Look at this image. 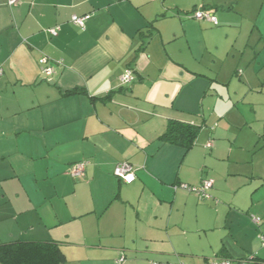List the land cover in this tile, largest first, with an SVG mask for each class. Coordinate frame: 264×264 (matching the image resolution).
<instances>
[{
  "label": "crops",
  "instance_id": "obj_1",
  "mask_svg": "<svg viewBox=\"0 0 264 264\" xmlns=\"http://www.w3.org/2000/svg\"><path fill=\"white\" fill-rule=\"evenodd\" d=\"M9 1L0 0V244L54 241L63 264H206L251 255L247 264H264V233L249 218L259 212L255 194L246 209L235 197L227 203L213 169L200 178L194 162L223 160L222 142L208 153L213 133L236 135L226 181L251 174L255 192L264 186V168L238 167L248 138L264 142V0ZM195 10L218 23L200 21L191 35L187 15ZM182 36L189 59L184 45L167 51ZM129 70L133 80L123 83ZM170 122L199 127L191 149L162 138ZM83 161L72 177L71 165ZM121 161L135 166L133 183L115 175ZM204 178L214 181L219 204L176 188ZM221 207L229 210L224 223ZM245 216L252 230H243Z\"/></svg>",
  "mask_w": 264,
  "mask_h": 264
},
{
  "label": "rangeland",
  "instance_id": "obj_2",
  "mask_svg": "<svg viewBox=\"0 0 264 264\" xmlns=\"http://www.w3.org/2000/svg\"><path fill=\"white\" fill-rule=\"evenodd\" d=\"M192 13L193 12H191L187 15L188 17L190 16L188 20L194 22V23H191V22L188 23V28L191 30V35H193L194 33H198L197 27L200 30L199 25L201 24V22L203 23V21H208L205 19L204 20L195 19L192 17ZM199 37H200L199 35L193 36V39L199 40ZM185 42H186V38L184 36L179 37V38L173 40V42L166 44L167 51H169L170 55H172V53L175 54L174 52L177 53L179 48L184 45V54L183 55L186 56L187 59H189L190 55H188V50H187V47L185 46ZM194 48H195V50H197L198 45L195 46V44H194ZM235 133H237V132H235ZM237 135H238V133H237ZM224 136L225 137H223V138H219L217 136H214V133H213L212 146H211L212 148L207 149L208 153H210V155H211L212 153L215 152V147H214L215 141L216 142L217 141L222 142L227 149V150H225L222 147V151H224V152H220V157H222L223 160L218 161V160H214L211 157H209V158H207V166L205 167L204 164L206 163V161L203 157H199L198 159H195V161H194L195 164L198 166H202L201 169L203 170L202 172H199L198 175L203 174V176H201L200 178L204 177L205 175L207 176L208 175L207 173H209L211 171V168H212L213 174L210 177L214 176L213 178H214V180H216V187L218 189H222L223 192L225 191L224 193H222L223 194L222 198L224 199V201H226V202L231 201L235 197L234 201L236 203H238V205L240 207H244V209H246L245 208L246 205H252L253 204V202L251 201V197H252V195L255 194V200L258 199V200H256L255 206H258L259 212H254L253 210H251L252 214H251V216H249V218L251 219V222H253L254 218H258L261 221L262 225L258 226L256 223H253V226L258 231L264 233V186L261 187L260 189H258L257 192H255L254 189H255L256 185H258V184H257V182L252 184L253 179H252V177H250L251 174H240L236 177V179L226 181L227 169H228L229 165L232 164L231 167L235 166V165H233V164H235V162H232L234 160H231V164H230V161H228V158H227V154H228V150L230 149L229 146L231 144L234 145L236 135H232V134L229 135L228 134V136H227V134L226 135L224 134ZM242 137H243V133L240 134V138H242ZM248 144H250V145L252 144L247 149L248 151H246V154H248L249 156H247L244 153L239 158L240 164H238V167H241L243 169L245 168L246 170L244 169V171H246L247 173L249 171L254 172V169L255 170H257V169L261 170L262 168H264V162L262 159L264 153H262V152L260 153V151L264 150V149H262L264 142L261 141V142H259V144L257 146H254L253 141H251V138H248ZM197 146H198V144H197ZM200 146H201V143H199L198 147H200ZM249 150H251L252 154L255 155L252 162H246V161H250V159L252 158V154L250 153ZM257 150L259 152L255 153V151H257ZM258 153H259V155H258ZM225 168H227V169L225 170ZM189 171H192L193 174L195 173L194 169H189ZM224 171H225V173H224ZM255 174H256V172H255ZM70 175H71V173H70ZM72 177H74V176H72ZM254 177H255L256 181L259 180L258 178H256V176H254ZM205 179H210V178H204L201 181L199 180L198 183L191 184L190 186H200L201 182ZM231 184L234 185V187L238 186V190H239L238 194L233 191V187L230 186ZM240 186L242 187L241 190L239 188ZM213 188H214V186H213ZM213 188L210 189V191H209V194L211 195V197L209 199L202 200L197 196V194L195 192H191V194L195 195L197 197V199L199 200V202L205 203L206 201L213 199V194L211 193V190H213ZM212 201L215 204L220 203L219 202L220 200L213 199ZM227 203H229V202H227ZM220 209H222V211H221V213H222L221 223H224V221L226 219L225 216L229 210L225 207H221ZM197 213H198V211L196 212L195 210H192L190 215L192 216L193 219H195ZM240 218H242V217H240ZM235 224H237V221L235 222ZM240 224L243 226V230H247V231H249L250 229L252 230V227H251V224H250V221L248 220V218L247 219L242 218V220L240 221ZM260 244H261V242H260Z\"/></svg>",
  "mask_w": 264,
  "mask_h": 264
},
{
  "label": "trees",
  "instance_id": "obj_3",
  "mask_svg": "<svg viewBox=\"0 0 264 264\" xmlns=\"http://www.w3.org/2000/svg\"><path fill=\"white\" fill-rule=\"evenodd\" d=\"M74 92L76 90L67 93ZM198 132L199 127L195 125L170 122L162 138L191 149ZM244 259L254 260L255 257L251 255ZM0 262L2 264H63L65 254L61 246L54 241H14L0 244Z\"/></svg>",
  "mask_w": 264,
  "mask_h": 264
},
{
  "label": "built area",
  "instance_id": "obj_4",
  "mask_svg": "<svg viewBox=\"0 0 264 264\" xmlns=\"http://www.w3.org/2000/svg\"><path fill=\"white\" fill-rule=\"evenodd\" d=\"M20 2V0H10L9 4L11 5H15L18 4ZM192 17L198 20H208L213 22L214 24H217V19L216 17L208 12V11H204V10H195L192 13ZM84 17H79V16H73L72 20L74 23H76L79 26H84ZM59 27H54L51 28L49 31L52 33V35L56 36L59 32ZM42 67L41 70L47 74L50 75L53 73V68L49 65V58L47 56H43L40 60ZM121 80L123 83H127L133 80V73L132 71H127L126 74H124L123 76H121ZM209 146L211 145V143L209 142L208 144ZM87 162L83 161V162H77L73 165H71V169H70V173L72 176L74 177H78L80 176L86 166ZM115 175L124 183H133L136 179V168L135 166L129 162V161H121L117 164L115 171H114ZM214 186V181L212 179H205L201 182L200 186H190L188 184H180L177 187H181L184 188L190 192H195L197 194V196L202 199H209L211 197V195L209 194L210 189H212ZM254 221L256 223H259V219L258 218H254ZM250 261V260H249ZM248 260H229V259H223V258H213L212 260H210L209 262H207L206 264H247L249 262ZM124 263V258H120L118 260H116V264H123ZM170 264H186L184 262H179V263H170Z\"/></svg>",
  "mask_w": 264,
  "mask_h": 264
}]
</instances>
